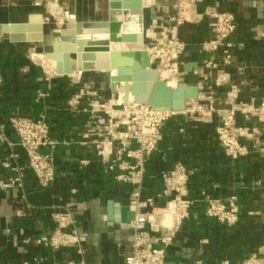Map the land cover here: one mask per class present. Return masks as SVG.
<instances>
[{
  "label": "crops",
  "instance_id": "1",
  "mask_svg": "<svg viewBox=\"0 0 264 264\" xmlns=\"http://www.w3.org/2000/svg\"><path fill=\"white\" fill-rule=\"evenodd\" d=\"M67 1L0 0V24L27 22L31 16L35 19L41 16L43 32L52 34L51 18L60 23L70 20L64 9L59 20L56 12V5L62 8ZM205 4L230 11L236 18L231 62L223 68L229 74V84L216 90L217 100L223 102L229 85L238 88L240 101L264 99V0H204L202 5ZM149 17L150 14L145 25ZM181 34L188 47L183 61L200 64L202 55L195 47L209 36L207 22L184 27ZM32 50L36 48L30 43L11 42L7 35L0 36V70L4 75L0 87V122H6L12 114L35 117L43 113L52 137L67 143L56 150L57 173L51 185L39 187L28 172L22 190L0 192V263H15L44 254L34 239L51 227L49 213L53 208L69 207L75 213L85 253L77 256L62 251L56 254L57 258L83 259L85 264H123L132 250L133 230L108 219L107 205L112 204L113 212L128 206L132 188L116 183L93 153L76 143L85 119L81 114L71 113L66 105L69 95L84 86L97 88L105 97L112 92L106 93L104 84L90 81L94 73L75 72L45 81L46 74L51 73L45 67L52 69L53 61ZM207 75L211 80L215 78V73ZM186 79L198 82L201 77L189 74ZM48 85L49 96L36 101V91L46 90ZM185 126L184 133H179L172 123L165 126L164 140L145 166L144 190L157 194L161 187L160 171L179 161L194 171L189 182L192 197L201 190L219 198L237 194L239 221L232 227L220 224L206 217L204 204L199 203L167 248L165 264H235L264 245V127H259L256 138L246 141L249 154L232 160L218 145L216 122ZM6 134L12 136L10 128ZM81 157L92 160L84 169L78 166ZM71 188L76 189L75 194ZM155 203L163 205L164 198L156 197ZM17 210L23 214L17 215ZM26 238L30 240L28 243L23 241Z\"/></svg>",
  "mask_w": 264,
  "mask_h": 264
},
{
  "label": "built area",
  "instance_id": "2",
  "mask_svg": "<svg viewBox=\"0 0 264 264\" xmlns=\"http://www.w3.org/2000/svg\"><path fill=\"white\" fill-rule=\"evenodd\" d=\"M202 3L204 0H158L144 29L152 69L174 79L175 87H198V96L187 100L183 110H160L134 99L124 101L115 92L105 97L92 86H84L66 100L67 109L85 119L76 143L93 153L116 183L132 188L128 206L135 208L134 217L126 223L133 230L132 250L124 257L123 264H165L167 248L199 203L204 204V215L220 224L232 227L239 221L238 195L232 193L219 198L201 190L192 197L189 182L194 171L179 161L160 171L161 187L157 194L144 190L146 163L159 150L168 123L174 124L179 133H184L185 124L216 122L218 145L232 160L249 154L246 141L256 138L260 134L259 127H264V99L240 101L238 88L229 85L223 102L217 100L216 90L229 84V74L223 68L231 62L236 18L230 11ZM205 21L209 36L195 47L202 55L200 64L184 62L188 47L181 34L182 28ZM207 72L215 73V78L211 80ZM189 74L201 79L189 81L186 79ZM53 76L64 75L51 71L46 74L45 81L49 82ZM3 83L4 75L0 70V87ZM50 89L48 85L46 90H37L36 101L47 98ZM7 128L12 131L11 137L6 134ZM66 143V140L52 137L50 124L43 113L35 117L12 114L6 122H0V192L22 190L28 172L39 187L51 185L57 173L56 150ZM91 162L90 158L81 157L78 166L84 169ZM70 191L76 193L75 188ZM156 197L164 198L163 205H156ZM16 214L23 212L17 210ZM49 218L51 227L34 239L44 254L0 264H85L83 259L63 261L56 256L62 251L77 256L85 253L74 211L69 207L53 208ZM23 241L28 243L30 240ZM235 264H264V245Z\"/></svg>",
  "mask_w": 264,
  "mask_h": 264
},
{
  "label": "water",
  "instance_id": "3",
  "mask_svg": "<svg viewBox=\"0 0 264 264\" xmlns=\"http://www.w3.org/2000/svg\"><path fill=\"white\" fill-rule=\"evenodd\" d=\"M155 0H107L106 17L101 20H75L71 28L45 34L42 20L31 16L27 22L0 24V36L11 42L39 45L40 53L53 61L58 75L102 74L103 82L114 92L113 83H123V100L130 95L135 102L156 109L181 111L186 101L198 96L196 85L171 88L151 67L144 38L145 12H152ZM111 71L115 75L111 76ZM133 206L113 212L110 220L126 224L134 217Z\"/></svg>",
  "mask_w": 264,
  "mask_h": 264
},
{
  "label": "rangeland",
  "instance_id": "4",
  "mask_svg": "<svg viewBox=\"0 0 264 264\" xmlns=\"http://www.w3.org/2000/svg\"><path fill=\"white\" fill-rule=\"evenodd\" d=\"M56 6H57L56 12H57L58 20L61 18L60 13L62 12V9H64L66 11L67 17L72 16V18H70L71 21L70 20H62L61 23L59 21L56 22L55 19L51 18L52 20H51V23L49 24V26L51 27V24H53V26L51 27V29L54 30V32L52 33L53 36L57 35L58 30H61L63 28L73 27L74 26L73 18H74V20H78V18H80V19L81 18L82 19L93 18V19H98V20L104 19L106 17L107 0H68L66 2V6L62 5V8H61L60 4H57ZM148 16H149V11L147 10L145 12V17H146L145 20L146 21L148 19ZM35 48H36V51L32 50V53L36 52V54H42V53H40L39 45H35ZM46 60H48V59H46ZM46 70H53V68L52 69H46ZM162 76H164V74ZM79 77H80V75H79ZM89 79H90V81L104 84V86H102V88L104 90H106V93L112 92V90L109 88V86L103 82L102 74H96V73L91 74ZM80 80H81V77H80ZM112 88H113V86H112ZM188 107H190V106H188Z\"/></svg>",
  "mask_w": 264,
  "mask_h": 264
},
{
  "label": "bare ground",
  "instance_id": "5",
  "mask_svg": "<svg viewBox=\"0 0 264 264\" xmlns=\"http://www.w3.org/2000/svg\"><path fill=\"white\" fill-rule=\"evenodd\" d=\"M158 3V0H155L154 4L152 5V7L156 6ZM70 18H72V16H70ZM73 23L75 24V20L73 18ZM145 50L147 51V49L145 48ZM46 68V67H45ZM47 69V68H46ZM48 71H53V70H48ZM158 74V73H157ZM164 74V76H162ZM115 75V71H111V76ZM158 77L162 80H165L167 82V84L171 87V88H176L175 87V81L174 79L168 77V75L166 73H159ZM113 89L114 92L119 96L120 99H123V83H113ZM133 99V97H131L130 95L127 97V100H131Z\"/></svg>",
  "mask_w": 264,
  "mask_h": 264
}]
</instances>
